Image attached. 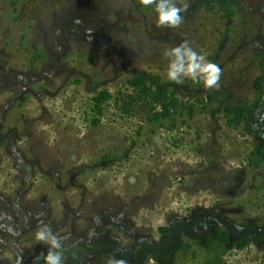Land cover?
Here are the masks:
<instances>
[{"label": "rangeland", "instance_id": "1", "mask_svg": "<svg viewBox=\"0 0 264 264\" xmlns=\"http://www.w3.org/2000/svg\"><path fill=\"white\" fill-rule=\"evenodd\" d=\"M175 2L162 28L139 0H0V264H45L41 226L62 264H166L139 253L160 227L175 264H264V0ZM185 40L218 89L168 80ZM217 226L256 235L205 247Z\"/></svg>", "mask_w": 264, "mask_h": 264}, {"label": "clouds", "instance_id": "2", "mask_svg": "<svg viewBox=\"0 0 264 264\" xmlns=\"http://www.w3.org/2000/svg\"><path fill=\"white\" fill-rule=\"evenodd\" d=\"M144 7L155 5L157 26L177 28L183 23L181 15L188 9V4L177 6L175 0H139ZM169 59L167 78L176 84H182V78L191 79L194 83H202L205 89H218L222 69L216 63L207 60L206 56L195 51L185 40L181 44L166 49L163 53ZM42 223V222H41ZM35 239L48 245L47 254H41L45 264H62L63 252L61 243L50 228L41 226L35 233ZM108 264H126L123 260H109Z\"/></svg>", "mask_w": 264, "mask_h": 264}, {"label": "trees", "instance_id": "3", "mask_svg": "<svg viewBox=\"0 0 264 264\" xmlns=\"http://www.w3.org/2000/svg\"><path fill=\"white\" fill-rule=\"evenodd\" d=\"M262 80V78L258 79V81ZM135 83L139 86L145 85L148 83V78L145 75H140L136 77ZM159 89L161 94L164 95L167 93V88ZM110 95V91L105 90L95 98L96 107L99 109L100 112H102L106 101L110 98ZM246 115L247 111L245 112L244 116L241 117V119H244ZM257 153L264 159V140L261 141L257 146ZM160 230L165 234V236H168V240H164L163 242L158 243L159 246L157 247H150L149 245H145L139 253L141 255L152 253L155 259H163V262H165L166 264H175V262L170 259L171 257H169V255L171 250L177 249L175 237L177 235V232L172 227H160ZM230 238L231 237L229 235V232L226 229L222 228L221 226H217L213 229L211 233L202 236V238L200 239V243L207 248H211L215 245L217 247H225V245L228 243H230L232 247L243 248L246 244L251 241L249 237L235 238L232 240ZM165 248L169 249V252L167 254H164ZM121 251L123 254L125 253V256L127 255V252L122 249Z\"/></svg>", "mask_w": 264, "mask_h": 264}, {"label": "flooded vegetation", "instance_id": "4", "mask_svg": "<svg viewBox=\"0 0 264 264\" xmlns=\"http://www.w3.org/2000/svg\"><path fill=\"white\" fill-rule=\"evenodd\" d=\"M263 140H264V134L262 135V140H261V141H263ZM261 141H260V142H261ZM258 145H259V144H258ZM243 231H245V230H243ZM255 235H256L255 232L250 233V231L247 229V230L245 231V233L243 234V236H241V238H243V237H249L250 240L253 241V238H254ZM74 247H77V246H74ZM70 249H72V248H70ZM42 260H43V262H44V259H42Z\"/></svg>", "mask_w": 264, "mask_h": 264}]
</instances>
